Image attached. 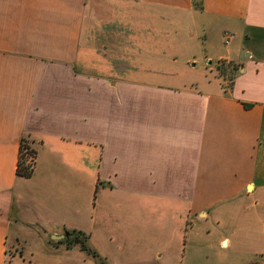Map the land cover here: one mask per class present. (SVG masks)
<instances>
[{
  "label": "crops",
  "instance_id": "obj_1",
  "mask_svg": "<svg viewBox=\"0 0 264 264\" xmlns=\"http://www.w3.org/2000/svg\"><path fill=\"white\" fill-rule=\"evenodd\" d=\"M129 6L138 11L137 47L127 36H115L121 47L82 37L88 10L99 23ZM182 19L179 36L170 24ZM213 29L236 43L216 48L208 39L200 60L191 51H202ZM172 32L171 44L180 38L189 50L180 66L185 46L173 47L164 71L157 48ZM213 60L235 64L229 86L219 80L202 90L178 76ZM21 137L36 151L28 178L15 174ZM258 207L264 0H0V264L7 245L30 244L21 237L28 234L58 264H182L191 216L219 219L230 210L235 218ZM152 211L163 222L147 228L148 242L134 239L129 223L114 224ZM70 230L86 235L87 251L67 246ZM33 249L29 259L10 261L24 264Z\"/></svg>",
  "mask_w": 264,
  "mask_h": 264
},
{
  "label": "rangeland",
  "instance_id": "obj_2",
  "mask_svg": "<svg viewBox=\"0 0 264 264\" xmlns=\"http://www.w3.org/2000/svg\"><path fill=\"white\" fill-rule=\"evenodd\" d=\"M129 7L132 9L126 11L114 9L110 11L109 18L101 20L99 23H97L96 18H92V12L88 10L85 12L83 18L82 37L88 36L90 38V36H94L96 39L104 41L98 43L97 45L99 46L108 45L111 47H121V43L118 44L115 42V36H127L128 39H131L130 45L137 47L139 45L137 36L140 34L139 32L141 29L138 26V11L134 6ZM102 12L104 15L107 14L106 11ZM94 15L99 17L98 12H94ZM187 21V19H182L176 21V26L175 24L170 25L174 30L178 31V35L181 36ZM166 24L168 25L169 23ZM167 27L168 26H165V28ZM224 33L232 34L228 31L223 32V30H221L220 33L215 32L214 29L210 30L209 33H207L209 37L206 39V44L204 43L202 45V51L201 49L198 50L197 54L193 51L191 52L195 56L200 55V60H203V53L205 50L206 52L208 51L207 49L210 47L208 43L210 41L212 45L216 46V48L232 47L236 43V39H232V41L230 39L232 43L225 44L226 42H224L225 40L223 39L225 36ZM164 36L167 38V42H163V45L157 49L163 51L164 71H166L172 68H169L171 61L166 58V54L169 52H177V48H182L186 44L180 43V38H177V40L174 41V45L171 44V39L169 38L173 36V32L171 35L166 34ZM86 44L87 46L90 45L89 40ZM173 47L176 50L173 49ZM186 48L188 47L185 46V48H182L184 50L178 52L179 59L175 60L177 65L181 66L183 64L182 59L187 56L189 50V48ZM208 67H210L211 70L208 69ZM235 68L236 66L233 62L224 60H213L208 63V65L196 62L192 67L185 68L182 72L178 70L180 72L178 76L182 77L185 83H191L195 87L205 90L209 87V84L211 85V83L219 82V80L222 81L224 85L229 86L232 82V76L236 71ZM29 161L30 157L27 158L26 162L28 163ZM87 199L88 194L84 187L82 204L84 209L89 210ZM239 212L240 211H237V213ZM230 213V210L221 212L219 219H216L215 217L204 219L197 216H191V222L186 224L185 229L182 231V264L184 262H189L190 264H229V261H233L232 264H264V209L259 210L258 207L257 212L254 213L251 211L244 212V210H242V213L235 214V218H233ZM131 218L129 220L114 219V224H119L120 227H126L127 223H129L131 233H138L132 237L134 239L140 238L142 242H148V240L154 237L151 232L147 231L148 227L155 228V226H157L160 228L163 222V219L160 220L159 217L156 219L154 218L153 211L149 212L145 218L139 217L138 215ZM141 229L145 230L143 236H140ZM21 237L26 240V243L30 244H28V246L25 244V247L24 243L20 242L15 248L7 245L4 264H15L16 261H10L12 256H15L13 260L17 259V262L29 259L28 251L32 247H34V249L31 250L32 257H30V260H25L24 264H38L39 261H44L46 264H58L57 262H52V260L54 261V259H56L54 257L47 259L45 256L46 251L43 250V248L36 246L35 242L32 245L33 241H30V237H32L30 234L22 235ZM222 237L228 238V244L226 246L219 245V239ZM66 259H75V253L68 255ZM27 261L31 262L28 263ZM83 264H91V262L89 261Z\"/></svg>",
  "mask_w": 264,
  "mask_h": 264
},
{
  "label": "trees",
  "instance_id": "obj_3",
  "mask_svg": "<svg viewBox=\"0 0 264 264\" xmlns=\"http://www.w3.org/2000/svg\"><path fill=\"white\" fill-rule=\"evenodd\" d=\"M233 77V76H232ZM231 84V83H230ZM30 157V161L27 163V158ZM36 157V151L32 147V140L21 137L18 145V154L15 167V174L20 177H30L34 168ZM95 194H93L94 197ZM67 240V246L71 244H77L80 249L87 251L86 235L79 230H70Z\"/></svg>",
  "mask_w": 264,
  "mask_h": 264
},
{
  "label": "built area",
  "instance_id": "obj_4",
  "mask_svg": "<svg viewBox=\"0 0 264 264\" xmlns=\"http://www.w3.org/2000/svg\"><path fill=\"white\" fill-rule=\"evenodd\" d=\"M231 38V34H229V33H225V36H224V42H228L229 41V39Z\"/></svg>",
  "mask_w": 264,
  "mask_h": 264
},
{
  "label": "water",
  "instance_id": "obj_5",
  "mask_svg": "<svg viewBox=\"0 0 264 264\" xmlns=\"http://www.w3.org/2000/svg\"><path fill=\"white\" fill-rule=\"evenodd\" d=\"M66 234L68 235V232H66ZM54 237H58V236H54Z\"/></svg>",
  "mask_w": 264,
  "mask_h": 264
}]
</instances>
